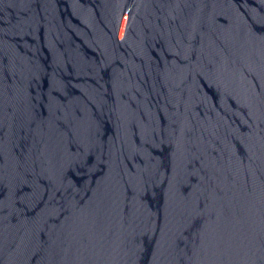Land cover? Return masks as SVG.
<instances>
[{
  "label": "water",
  "instance_id": "95a60500",
  "mask_svg": "<svg viewBox=\"0 0 264 264\" xmlns=\"http://www.w3.org/2000/svg\"><path fill=\"white\" fill-rule=\"evenodd\" d=\"M0 264H264V0H0Z\"/></svg>",
  "mask_w": 264,
  "mask_h": 264
}]
</instances>
